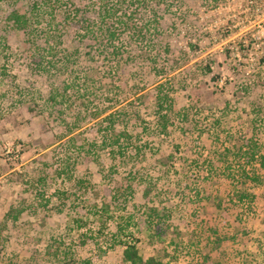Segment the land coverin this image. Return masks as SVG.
<instances>
[{
    "label": "rangeland",
    "instance_id": "obj_1",
    "mask_svg": "<svg viewBox=\"0 0 264 264\" xmlns=\"http://www.w3.org/2000/svg\"><path fill=\"white\" fill-rule=\"evenodd\" d=\"M36 1L16 0L15 4L27 10ZM62 2L64 10H83L80 14L88 18L82 26L92 25V21L101 26L99 7L117 4L116 0ZM157 2L146 3L147 7L138 5L129 19L127 6L116 7L117 14H125L129 27L148 25L150 32L160 34L162 44L157 45L159 40L151 37L139 41L132 30L124 31L114 45L127 47L132 43L131 54L136 58L122 67L115 80L108 73L113 74L126 53L118 66L97 56L67 63L65 54L79 46L94 49L101 38L91 34L81 37L84 27L76 22L66 31L61 29L59 43L49 41L54 55L40 50L44 44L31 50L19 31L4 33L1 29L10 58L5 75L0 73V264H121L123 246L112 247L108 235L113 233L115 240L135 245L143 256L160 249L172 250L171 232L154 233L151 221L158 219L161 226L169 220L167 226H177V215L186 221L201 216L199 200L207 196L210 203L203 209L215 208L218 198H226L227 165L238 162L250 169L247 156L237 155L238 148L249 152L246 144L253 142L255 156L258 150L264 153V0H227L218 7H212L208 0ZM7 5L2 3L0 17ZM155 6L160 12L157 19L147 15L156 10ZM65 13H58L62 14L58 22ZM108 23L103 27L121 33L122 26L114 18ZM166 44L170 55L164 51ZM200 58H207L209 64L195 66ZM47 62L53 66L47 68ZM38 64L41 68L36 67ZM59 65L67 69L57 71ZM157 84L172 87L175 113L187 116H172L175 123L168 134H158L157 130L152 136L140 134L149 145L143 158L128 165L113 159L107 141L102 145L105 138L104 131L98 130L99 123L108 126L107 116L113 113L117 123L130 126L133 118L132 126H137L140 119L136 116L141 115L149 127L153 110L145 101L149 89ZM63 86L67 87L64 94ZM57 88L63 97L55 94ZM51 95L58 104L50 101ZM130 103L128 114L121 116L123 107ZM251 162L259 172L257 159ZM68 168L60 175L54 172ZM43 172H51L53 178L37 184ZM259 174L264 179V172ZM121 178L134 185L138 196L137 200L127 197L126 207L114 205L111 198ZM80 179L88 182L90 198L70 205L74 197L65 198L61 193ZM42 187L43 198L36 195V188ZM240 189L255 196L242 202L235 199L228 205L231 216L221 205L222 218L228 220L222 224L223 232L234 239L225 247L231 252L221 261L264 264V189ZM105 204L121 211L123 217L131 216L133 237L116 234V221L103 215ZM84 205L88 207L85 210L81 209ZM95 214L107 218V237L95 234L101 228L91 218ZM78 219L85 220L86 225L77 227ZM189 238L193 240L194 235L186 233L181 245Z\"/></svg>",
    "mask_w": 264,
    "mask_h": 264
},
{
    "label": "trees",
    "instance_id": "obj_2",
    "mask_svg": "<svg viewBox=\"0 0 264 264\" xmlns=\"http://www.w3.org/2000/svg\"><path fill=\"white\" fill-rule=\"evenodd\" d=\"M150 1L152 0H129L128 2L126 0H123V2H118V0H116L117 4L111 3L110 6L106 5L99 7L100 12H97V15H99V23L101 24V27L93 21L92 25L86 24L82 26L83 23H87L86 19L88 18V16L84 17L80 14L81 12L83 13L82 9L71 8V10H64V4L62 0H38L36 2H33L31 8L27 10H25V8L23 7H18L17 4H15L16 0H0V7H2V3L4 2H7L9 4L7 5L8 8L3 12V17H0V73L5 75L6 67L8 65L7 63L10 58V55L7 54L9 47L7 46L4 34H2V28V30H4V33L8 32V30L19 31L23 37H26L27 42L30 44V46H32V49L29 47L31 50L39 48L41 44H44L46 48L43 47L40 50L43 51L44 49H46L47 54L54 55L52 54L53 49L49 45V41H56V43H59L60 32H62L61 29H64L66 31L67 27H69L68 25H72V23L76 22V24L80 25L81 28L84 27V30L82 31L84 34H82L81 37H89L88 34H91V37L96 38L100 36L101 38L98 39V47L94 49L91 46H87L84 48H80L81 46H79L68 54H65L67 63H71V61L76 58L78 61V59L83 57H89L90 59H93V56H97L98 58H101L103 61L108 62L109 64L116 63V65L118 66L123 55L126 53L127 57L123 60L118 68H115L113 70V74L110 71L108 73V77L111 80H115V76L120 74V72H123L124 68L122 69V67H127L136 58V56L131 54V50L134 49V45L132 46V43H129V46L127 47L123 44H121L120 46L114 45V41L116 39H119L118 36H122L125 33L124 31L130 29L132 30V36L134 38H137L139 41H142L147 37L156 38V40H159L160 37V34H158L156 30L154 31H156L157 34L153 31L150 32L147 28L148 25L135 27V29H133L132 26L129 27V22L126 21L127 19L125 17V14H123V16H121L122 13L117 14L116 7L119 4H123L125 5V7L127 6V15L129 19L131 18V15H133V13L136 11L135 8L138 5L140 7H147L146 3H149ZM157 1L155 0V2L158 4ZM208 1L209 3H212V7L225 5L227 2V0ZM133 6L134 9L129 10V8ZM256 6L257 5L253 6L254 9L256 8ZM60 12L62 14L64 12L66 13L64 14L63 20L61 22H58V16L62 17V14H58ZM159 14L160 12L156 7L155 11L153 10V12L151 13L148 12L147 15L157 19ZM112 18H114L115 23L122 26V29L120 30L121 33L117 32V30H115L113 27H103L107 26L109 24L108 20ZM149 34L150 36H148ZM27 42H24V45ZM161 44L162 43L159 40L157 45ZM238 47L240 48L241 44L238 45ZM164 51L166 55H170V53H172L168 44L164 46ZM31 55L34 56L33 54ZM206 60L207 58H200L195 66H199L200 64L205 63ZM47 63L49 64L47 68L53 66L52 62ZM74 63L76 64L77 62L74 61ZM207 64H204L203 67L209 70V66H207ZM40 65L41 64H38L36 67L41 68ZM47 68H44V70H48ZM66 69L67 67L65 65H59L56 68V70L60 72H64ZM71 80L72 82H74L73 79ZM66 88L67 87L64 86L62 87L63 94L66 92ZM172 90V87L169 86L166 88L163 84H157L156 86L149 89L148 96L146 97L145 101V105L150 108L151 111L153 110L151 112L152 122H148L149 127H147L146 123L142 120V118L140 117L141 115L136 116V118L140 119L137 126H132L134 123L133 118L129 120L130 126L127 123L125 125L117 123L114 119L113 113L107 116L108 121L106 123L108 124V126H103L104 123L102 121L99 123L98 130L100 131V133L101 131H104L103 139L105 138L104 141H102V145L104 147L106 144V146L109 147L110 154L114 156L113 159H118L119 162L122 161V163L125 162L126 165H128L134 160L143 158L147 150H149V145L146 141L141 140L142 136H140V134L152 136L154 134V131L156 130L158 134H168L169 129H171L175 123V120L174 118H172V116L177 115L183 118L187 116V114L184 112L181 113L180 111H177L175 113L176 106L174 104L175 101L171 95ZM62 93L59 88L56 89L55 94L57 96L61 95L60 97H63ZM55 98V95H51L49 97L50 101H52L54 104H58V102L54 100ZM135 99L140 98L137 97ZM131 103L126 104L123 107L121 116L128 114L127 108L132 105ZM102 127L104 129H102ZM104 142L106 143L103 144ZM246 145L249 146V152L241 151L242 148H238L237 155L243 154L247 156L246 162L247 166H250V169L246 170L245 166L243 167L239 165L238 162L236 165H233L234 167H236L234 168L227 162L228 165L226 167V174L224 176V183L226 186L223 190V194H225L226 198H218L217 203L215 204V208L212 209L211 205L210 209H203L207 208L210 203V198L207 196V198H202L199 200L202 207V209L200 210L201 216H191L192 218L186 221L182 220V217L184 216L180 215L178 217L177 215L176 220L179 223V225L177 226H167L169 220H167L161 226L159 225V223L161 222H159L158 219L151 221L152 225L150 224V226H152L151 228L154 229V233L161 234L162 232H171L170 245L173 246L172 250L160 249L156 254L143 256L139 254L135 245L122 244L119 240H115V233L109 234L108 236H110L111 240L113 241L112 247L118 244L123 246L121 264H192V261H195V263L193 264H202L205 261H208L210 264H223L221 261V257L225 254H228V251L231 252V249L228 250L225 247L230 244L232 238L228 234L223 232L222 224L228 220L224 217L222 218V214L220 213L221 205H223L224 211L227 213V215L231 216L232 213L230 210L232 208L228 205L234 204L235 199H238V201L242 202L243 200H246L248 198L253 199V195L255 196V194H249L248 191H245L246 188L241 190V187L247 186L248 188H250L261 186L264 189V179H262L259 174H262L264 172V153L258 150L259 155L255 156V153L257 151H255L256 144L251 142V144L247 143ZM227 152L230 153L231 151L227 150L226 153ZM222 155H225V153ZM172 156L173 155L170 154L168 157L172 158ZM255 159H257V167H259V172H257L255 164L251 162L255 161ZM69 170L70 168L66 170L57 169L54 170V172L60 175L61 173H66ZM113 174L116 175L117 173L114 171ZM52 178L53 176L51 172H43L41 173V176L36 180V182L37 184H40L42 182H46V180H51ZM36 190V195L43 198L42 192L45 191L44 187H42V190H39L37 188ZM61 195H64L65 198L70 197V195L74 197V200L70 205H73L74 202L83 204V200L85 201V199L90 198L88 193V182L84 181L83 179L77 180L70 190H65L63 193H61ZM127 197L133 200L138 199L134 185L127 184V182H125V180L121 178V180L118 182V185L115 187L114 194L111 196V198L114 202V205L118 203L126 207L128 205V202H126ZM110 206L111 204L104 205L103 215L108 217V219L111 218L116 221V234L123 235V237H133L132 231L129 230V227L131 225V216L123 217L121 215V211L113 210V206L110 209ZM76 207L77 206H72V209H75ZM84 207L85 208H83L82 206L81 209L85 210L86 208H88L85 205ZM155 212L156 211H153V213ZM152 217L157 218L156 216ZM91 218H93L92 220L97 222L99 226L101 225V228L95 230V234H97L99 238L107 237V235H104L107 218L104 219L97 214H95L94 217ZM197 218L199 219L198 221H196ZM231 221L233 222L234 220ZM75 223L77 227L86 225L85 220L83 221L82 219L75 220ZM182 233H184L183 236H181ZM186 233L194 235V239L191 240V238H189V242L186 241V244L181 245V242L185 240ZM232 241L234 242V239H232ZM206 249L208 250L204 251Z\"/></svg>",
    "mask_w": 264,
    "mask_h": 264
}]
</instances>
